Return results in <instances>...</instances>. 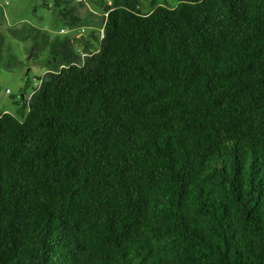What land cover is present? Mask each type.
I'll return each instance as SVG.
<instances>
[{
	"label": "trees",
	"instance_id": "obj_1",
	"mask_svg": "<svg viewBox=\"0 0 264 264\" xmlns=\"http://www.w3.org/2000/svg\"><path fill=\"white\" fill-rule=\"evenodd\" d=\"M157 1L11 31L49 55L0 113V264H264V0Z\"/></svg>",
	"mask_w": 264,
	"mask_h": 264
},
{
	"label": "rangeland",
	"instance_id": "obj_2",
	"mask_svg": "<svg viewBox=\"0 0 264 264\" xmlns=\"http://www.w3.org/2000/svg\"><path fill=\"white\" fill-rule=\"evenodd\" d=\"M65 1L60 0L59 5H55V0H0V33L3 35L0 39V113L9 112L20 116L23 111L20 109L23 103L21 95L25 94L27 99L34 82L48 69V47L40 46L37 55L32 56L33 38L15 35L11 31L32 26L46 30L50 36L62 37L64 34L59 33V30L67 26L56 14L67 5ZM67 1L76 7L81 17L79 25L86 27L85 33L81 35L73 30L68 33L74 47L81 51L84 40L89 37L91 23H95L96 32L102 25V18L94 17L92 13L96 11L100 14L105 0ZM150 1L139 0L142 12L147 13L152 9ZM157 4L174 7L177 0H158Z\"/></svg>",
	"mask_w": 264,
	"mask_h": 264
},
{
	"label": "built area",
	"instance_id": "obj_3",
	"mask_svg": "<svg viewBox=\"0 0 264 264\" xmlns=\"http://www.w3.org/2000/svg\"><path fill=\"white\" fill-rule=\"evenodd\" d=\"M111 1L112 0H105V5H110L111 4ZM91 11H93V10H91ZM93 16L94 17H99V18H102V25H101V27L99 28V30H98V32H96V33H98V35H99V38H102V36H103V25H104V20H105V18H106V15H107V12L106 11H104V10H102L101 12H100V14H98V12H96V11H93ZM95 23L93 22V23H91V25L89 26V28L91 29V30H94L95 29ZM76 31L77 32V34H79V35H81V34H83V33H85V31H86V27L85 26H80L79 24L78 25H76V26H74V27H62V28H60V30H59V33H61V34H68L69 33V31ZM90 30V31H91ZM95 51H92V53H94ZM88 53H82V56H86ZM40 85V80L39 79H37L35 82H34V87L32 88V91L30 92V94H29V96H28V98L27 99H29V97H30V95L33 93V91L38 87Z\"/></svg>",
	"mask_w": 264,
	"mask_h": 264
},
{
	"label": "crops",
	"instance_id": "obj_4",
	"mask_svg": "<svg viewBox=\"0 0 264 264\" xmlns=\"http://www.w3.org/2000/svg\"><path fill=\"white\" fill-rule=\"evenodd\" d=\"M151 10H149L148 12H150ZM23 96H22V100H24L25 99V94H22Z\"/></svg>",
	"mask_w": 264,
	"mask_h": 264
},
{
	"label": "water",
	"instance_id": "obj_5",
	"mask_svg": "<svg viewBox=\"0 0 264 264\" xmlns=\"http://www.w3.org/2000/svg\"><path fill=\"white\" fill-rule=\"evenodd\" d=\"M23 95H21V98H22Z\"/></svg>",
	"mask_w": 264,
	"mask_h": 264
}]
</instances>
